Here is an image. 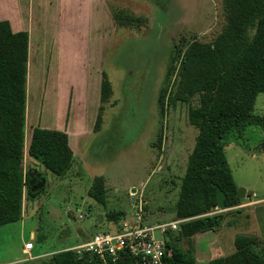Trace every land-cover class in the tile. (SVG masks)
Listing matches in <instances>:
<instances>
[{"label": "rangeland", "instance_id": "374dc122", "mask_svg": "<svg viewBox=\"0 0 264 264\" xmlns=\"http://www.w3.org/2000/svg\"><path fill=\"white\" fill-rule=\"evenodd\" d=\"M11 3L0 0L1 12L7 13ZM108 5L121 19L104 55L113 93L100 132L86 146L82 162H73L61 177L39 160H28L24 150L23 171L33 168L42 180L33 195L23 188L21 218L0 226V264H37L52 254L72 250L95 232L113 231L125 221L139 218L152 224L175 218L179 186L197 129L188 122V103L173 97L172 85L180 73L177 63L169 64L170 55L193 39L210 42L215 38L225 24L222 0H108ZM252 33V27L244 30L246 37ZM162 87L166 90L160 113L157 96ZM196 102L195 97L190 103ZM27 107L29 112V99ZM60 109L54 107V112ZM49 111L45 117H52ZM263 112L264 93H259L252 113ZM261 138L260 127L241 124L224 141L237 189L252 195H243L230 207L216 208L214 212L231 210L217 231L198 233L190 242L177 239L179 230L172 233L176 248L192 251L196 264L230 254L240 233L252 235L257 248L264 245ZM99 175L104 201L89 194L93 178ZM30 231L33 249L24 256L21 245L30 239Z\"/></svg>", "mask_w": 264, "mask_h": 264}, {"label": "trees", "instance_id": "16d2710c", "mask_svg": "<svg viewBox=\"0 0 264 264\" xmlns=\"http://www.w3.org/2000/svg\"><path fill=\"white\" fill-rule=\"evenodd\" d=\"M222 9L225 24L212 41L193 39L179 52L173 50L169 61L172 66L178 64L180 73L172 85L173 97L188 103V122L197 129L175 203L174 219L187 218L179 225L177 239L187 242L198 233L217 231L231 212H214L216 187L225 193V208L239 199L224 153L227 134L241 124L258 126L262 131L258 148L264 150V112L252 113L257 94L264 93V0H222ZM112 16L119 25L121 18L113 11ZM250 27L253 33L246 37L244 30ZM27 50V32L13 31L8 20H0V226L21 218L23 188L33 195L42 180L38 171L30 168L24 172L22 168ZM165 90L160 88L157 96L160 113ZM112 93L111 83L102 72L94 131L101 127ZM195 97L197 102L192 105ZM26 154L57 177L73 163L67 134L56 129L34 126ZM103 189V177L95 176L89 194L104 201ZM168 237L170 252L162 264H196L192 251L179 250L172 233ZM257 244L252 235L240 233L230 254L211 259L208 264H264V245L257 248ZM37 264L102 262L93 255L67 250ZM116 264L137 263L126 253Z\"/></svg>", "mask_w": 264, "mask_h": 264}, {"label": "crops", "instance_id": "0c3cea01", "mask_svg": "<svg viewBox=\"0 0 264 264\" xmlns=\"http://www.w3.org/2000/svg\"><path fill=\"white\" fill-rule=\"evenodd\" d=\"M11 2L7 13L0 9V20H8L13 31L28 34L24 119L28 142L24 150L34 126L61 130L67 134L73 162H82L86 146L100 132L93 127L100 105L104 55L118 28L108 0ZM58 106L61 109L54 112ZM43 107L50 108L52 117H45L48 113ZM32 237L30 231V240Z\"/></svg>", "mask_w": 264, "mask_h": 264}, {"label": "built area", "instance_id": "2783aa9c", "mask_svg": "<svg viewBox=\"0 0 264 264\" xmlns=\"http://www.w3.org/2000/svg\"><path fill=\"white\" fill-rule=\"evenodd\" d=\"M185 220L180 218L152 224L143 223L139 218L125 221L113 231L93 233L71 249L78 255H93L102 264H116L118 258L126 253L132 255L137 264H162L163 257L170 252L168 234L179 230L180 223ZM32 248V240L24 242L22 255L29 256Z\"/></svg>", "mask_w": 264, "mask_h": 264}, {"label": "water", "instance_id": "95a60500", "mask_svg": "<svg viewBox=\"0 0 264 264\" xmlns=\"http://www.w3.org/2000/svg\"><path fill=\"white\" fill-rule=\"evenodd\" d=\"M243 195L251 196L252 192L251 191L246 192L244 188H239L237 190V197L240 198V197H243ZM216 200H217L216 208L224 209L225 208V193L219 187H216Z\"/></svg>", "mask_w": 264, "mask_h": 264}]
</instances>
